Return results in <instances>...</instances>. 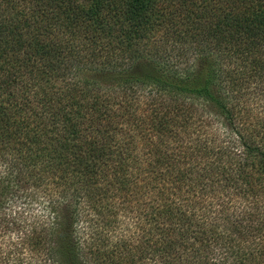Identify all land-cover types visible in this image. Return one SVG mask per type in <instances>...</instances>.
I'll return each mask as SVG.
<instances>
[{
	"label": "trees",
	"instance_id": "obj_1",
	"mask_svg": "<svg viewBox=\"0 0 264 264\" xmlns=\"http://www.w3.org/2000/svg\"><path fill=\"white\" fill-rule=\"evenodd\" d=\"M0 264H264V0H0Z\"/></svg>",
	"mask_w": 264,
	"mask_h": 264
}]
</instances>
